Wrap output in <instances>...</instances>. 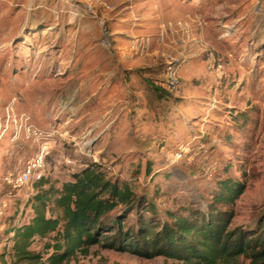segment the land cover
Instances as JSON below:
<instances>
[{
    "label": "rangeland",
    "instance_id": "374dc122",
    "mask_svg": "<svg viewBox=\"0 0 264 264\" xmlns=\"http://www.w3.org/2000/svg\"><path fill=\"white\" fill-rule=\"evenodd\" d=\"M160 2L0 0V264H28L10 231L33 218L38 189L6 178L46 141L57 187L102 163L163 211L205 207L231 177L246 183L233 226L264 216V0ZM46 242L31 248L47 257ZM63 264L196 263L94 245Z\"/></svg>",
    "mask_w": 264,
    "mask_h": 264
},
{
    "label": "trees",
    "instance_id": "16d2710c",
    "mask_svg": "<svg viewBox=\"0 0 264 264\" xmlns=\"http://www.w3.org/2000/svg\"><path fill=\"white\" fill-rule=\"evenodd\" d=\"M145 82L156 98L169 91ZM150 172V168L148 169ZM33 218L10 231L16 260L28 264H63L94 245L145 259L166 257L196 264H264V216L252 227L233 226L232 206L246 183L219 180L206 206L182 204L160 210L146 192L109 175L102 163L88 164L57 187L45 178L36 183ZM46 240L48 256L31 247ZM49 241V242H48Z\"/></svg>",
    "mask_w": 264,
    "mask_h": 264
},
{
    "label": "built area",
    "instance_id": "2783aa9c",
    "mask_svg": "<svg viewBox=\"0 0 264 264\" xmlns=\"http://www.w3.org/2000/svg\"><path fill=\"white\" fill-rule=\"evenodd\" d=\"M168 77L174 78V71L171 69L168 72ZM36 136H38L40 139L48 140L47 138L49 136L43 135L42 132H35ZM49 145L48 141H46L42 147L40 148L39 152L36 154V156L31 159L24 168L19 171L17 174H13L8 176L6 179L8 183L12 186H22L30 183H37L40 180H42L45 177V172L47 170V156L49 155ZM182 152L178 153V157L180 158L182 156ZM67 162H71V159H67Z\"/></svg>",
    "mask_w": 264,
    "mask_h": 264
},
{
    "label": "crops",
    "instance_id": "0c3cea01",
    "mask_svg": "<svg viewBox=\"0 0 264 264\" xmlns=\"http://www.w3.org/2000/svg\"><path fill=\"white\" fill-rule=\"evenodd\" d=\"M160 1H161L160 3L162 4L163 7L167 6L168 8H172V6L175 5L173 0H160Z\"/></svg>",
    "mask_w": 264,
    "mask_h": 264
}]
</instances>
